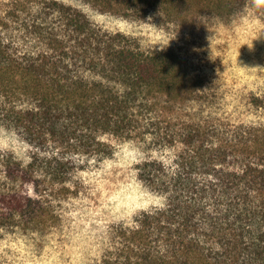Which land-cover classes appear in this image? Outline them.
I'll use <instances>...</instances> for the list:
<instances>
[{"label":"trees","instance_id":"trees-1","mask_svg":"<svg viewBox=\"0 0 264 264\" xmlns=\"http://www.w3.org/2000/svg\"><path fill=\"white\" fill-rule=\"evenodd\" d=\"M83 1L135 20H229L250 5L264 15V0ZM214 99L173 49L144 50L57 0L8 1L0 128L30 151H0V232L56 227L78 172L113 156L103 138H136L163 152L136 171L165 204L114 227L95 264H264V124L217 118Z\"/></svg>","mask_w":264,"mask_h":264},{"label":"rangeland","instance_id":"rangeland-1","mask_svg":"<svg viewBox=\"0 0 264 264\" xmlns=\"http://www.w3.org/2000/svg\"><path fill=\"white\" fill-rule=\"evenodd\" d=\"M8 1L0 0V6ZM57 1L83 12L99 29L133 38L144 50H175L206 78L215 95V117L234 124H264V15L251 5L229 20L204 16L182 23L156 15L125 19L83 0ZM103 139L113 145V156L78 172V192L55 202L61 216L56 227L0 232V264H95L108 249L114 227L165 204L136 171L140 162L163 152L136 138ZM1 150L24 157L30 148L0 128Z\"/></svg>","mask_w":264,"mask_h":264}]
</instances>
